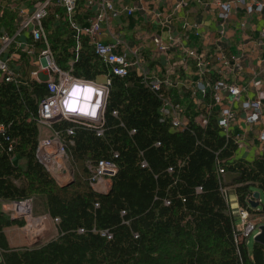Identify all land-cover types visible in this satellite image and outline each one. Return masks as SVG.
Segmentation results:
<instances>
[{"label":"trees","instance_id":"obj_1","mask_svg":"<svg viewBox=\"0 0 264 264\" xmlns=\"http://www.w3.org/2000/svg\"><path fill=\"white\" fill-rule=\"evenodd\" d=\"M17 5L0 0V34L13 35ZM54 13L61 11L51 8L43 26L57 66L85 80L105 74L85 35L78 36L76 58V39ZM33 44L39 48L43 42ZM22 60L26 73L28 59ZM109 78L100 135L66 119L51 126L74 168L73 182L66 186L57 184L36 157L35 118L46 84L0 81V203L42 202L57 230L40 245L10 248L4 229L23 222L0 210V264H264V244L238 237L222 193L233 188L239 208L264 216V203L249 204L253 192L264 195V151L251 161L236 158L237 143L218 125L210 90L195 94L198 103L190 90L173 100L186 119L184 127L173 130L160 114L163 86L153 91L134 72ZM201 115L204 125L196 121ZM16 158L23 165L14 163ZM103 159L117 171L108 189L96 192L89 166Z\"/></svg>","mask_w":264,"mask_h":264},{"label":"built area","instance_id":"obj_2","mask_svg":"<svg viewBox=\"0 0 264 264\" xmlns=\"http://www.w3.org/2000/svg\"><path fill=\"white\" fill-rule=\"evenodd\" d=\"M15 2L20 5H17L16 9L14 33L12 36L5 33L0 34V81L24 83L28 79L46 84L47 95L39 101L35 118L39 130L36 157L57 184H60L69 172L61 167L56 160L57 158L68 160L65 151L66 144L60 140L57 132H53L54 138L40 134L43 129L52 130V124L62 119L92 128L97 135L102 133L103 113L110 85L109 75L125 77L131 69L136 67L137 62L130 60L125 54L117 52L115 44L100 39L101 24L105 21L106 14L113 17L123 14L129 17L132 15L133 9L125 6L121 10L117 9V0H83L84 8H95V10L94 14L86 19L85 24H79L76 20L79 10L78 0H37L28 6L22 5L21 0H15ZM219 6L220 16L224 19L227 18L229 5L221 3ZM51 8L61 11L60 15L54 13L55 20L65 22L75 37L76 44L73 50L76 58L81 48L78 36L85 35L88 38L91 53L106 68L104 83L100 84L93 80L75 77L69 70H62L57 66L45 39L46 31L43 26V21L49 15ZM253 10L264 11V5L258 4L254 8H247L248 13ZM40 41L43 44L39 48L33 44ZM155 42L159 52L166 53L167 45L159 43L157 40ZM189 54L196 59L197 72L201 79L197 86L191 89L194 102H199L195 94L203 95L206 90L212 92L214 107L218 109V125L226 135L229 133V127L236 114L232 107L223 105V94H229L231 101L239 102L244 121L247 124H253L259 120L263 105L261 98H264V94L261 93L253 99L241 101V90L237 85L223 80L204 78L207 71L205 69V54H196L193 51H190ZM23 55L28 59V68H30L29 71L27 69L28 73H24L22 68L24 65ZM221 61L228 63L223 56ZM259 84L258 81L254 83L255 86ZM146 85L153 91H159L161 87L159 81L147 82ZM159 98L162 100L160 114L162 117L170 119L172 129L177 130L184 127L186 119L182 107L162 93L159 94ZM196 121L200 125L206 123V119L202 115ZM3 129V125L0 124V132ZM66 133L72 135V129H67ZM259 139L264 142V135H261ZM89 171V183L93 190L105 192L108 189L110 178L115 175L117 168L112 161L103 159L90 165ZM219 172L223 173V170H219ZM222 193L224 194L223 190ZM19 203L21 202H11L14 205ZM238 216L242 227H236V231L240 234L238 236L240 239L248 238L253 232L254 234L258 233L259 224L249 220L246 210L239 208Z\"/></svg>","mask_w":264,"mask_h":264},{"label":"crops","instance_id":"obj_3","mask_svg":"<svg viewBox=\"0 0 264 264\" xmlns=\"http://www.w3.org/2000/svg\"><path fill=\"white\" fill-rule=\"evenodd\" d=\"M221 3L230 8L225 19L220 16ZM258 4L264 5V0H117V9L129 7L133 13L129 17L106 14L100 39L136 60L130 72L141 76L145 84L159 81L172 101L182 99L183 93L201 80L190 51L205 54L204 78L237 85L244 101L264 94V11L247 12L248 7ZM78 6L76 20L85 24L95 8H84L83 2ZM156 40L167 45L166 53L159 52ZM222 56L228 63L221 61ZM101 76L105 78V74ZM257 81L260 84L255 86ZM261 99L259 120L247 124L239 102L223 94V105L232 107L236 114L229 127L237 143L236 158L255 157L264 151V142L259 139L264 135ZM14 163L23 165L18 158Z\"/></svg>","mask_w":264,"mask_h":264},{"label":"rangeland","instance_id":"obj_4","mask_svg":"<svg viewBox=\"0 0 264 264\" xmlns=\"http://www.w3.org/2000/svg\"><path fill=\"white\" fill-rule=\"evenodd\" d=\"M30 68H28L29 71ZM27 71V73H28ZM105 78L103 76H98L96 78V83H104ZM41 136H49L51 138H54V133L50 129H43ZM254 158L253 155H248V157L245 159L246 161H251ZM56 162L66 169L69 173L67 177L62 179L63 182H68L69 180L74 178V168L69 162V160H62L60 158H57ZM51 175V174H50ZM65 181V182H64ZM225 195V198L228 201L229 209L233 218V222L236 227L241 228L240 220L238 216V210L239 207L236 202V196L234 193L233 188H224L222 189ZM259 201L264 203V195L262 193H259ZM21 203L25 204L26 211L16 210L14 204L11 203H0V210L6 213L9 217L15 218L18 220H21L23 222L22 226H11L4 229V233L6 236V239L8 241V245L10 248H21V247H31L40 245L42 243H45L57 235L56 230V223L53 219L49 217V215L45 212L44 207L42 205V202L39 204H34L35 202H32L31 200H25ZM11 204V205H10ZM20 204V203H19ZM261 206L258 205V208ZM23 208V206H22ZM33 211H36L33 212ZM18 212H22L18 213ZM30 216L33 219L41 220L42 218L46 219V223L42 224L41 222L38 223L37 231L33 232V234L29 230L30 226ZM248 218L251 222L262 225L264 223V216L260 214H248ZM48 225V226H46ZM39 228V229H38ZM29 230V231H28ZM42 232V233H41ZM254 232L249 236V242L253 240Z\"/></svg>","mask_w":264,"mask_h":264},{"label":"water","instance_id":"obj_5","mask_svg":"<svg viewBox=\"0 0 264 264\" xmlns=\"http://www.w3.org/2000/svg\"><path fill=\"white\" fill-rule=\"evenodd\" d=\"M73 182V179L68 182L59 184L60 186H66ZM259 192H253V198L249 200V204L251 207L256 208L259 205ZM253 241L260 242L264 244V225L258 226V233L253 236Z\"/></svg>","mask_w":264,"mask_h":264},{"label":"bare ground","instance_id":"obj_6","mask_svg":"<svg viewBox=\"0 0 264 264\" xmlns=\"http://www.w3.org/2000/svg\"><path fill=\"white\" fill-rule=\"evenodd\" d=\"M23 206V208H22ZM16 210H21V211H26L25 209V204L24 203H20V204H17V206H15ZM42 223V224H45L46 223V219L45 218H42L41 220H37V219H33L31 216H30V226H29V230L30 232L33 234V232H36L37 230V227H38V223ZM48 226V225H46ZM39 229V228H38ZM28 230V231H29ZM38 232V231H37ZM42 233V232H41Z\"/></svg>","mask_w":264,"mask_h":264}]
</instances>
